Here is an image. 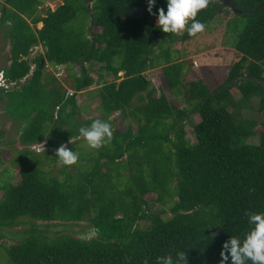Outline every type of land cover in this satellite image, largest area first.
I'll return each mask as SVG.
<instances>
[{
  "label": "trees",
  "instance_id": "16d2710c",
  "mask_svg": "<svg viewBox=\"0 0 264 264\" xmlns=\"http://www.w3.org/2000/svg\"><path fill=\"white\" fill-rule=\"evenodd\" d=\"M221 1L198 13L204 31L223 13ZM233 1L248 10L264 2ZM44 2L0 0V29L10 42L0 111L18 134L6 140L0 128V232L31 225L12 232L6 264H156L180 251L188 264H219L224 242L243 240L253 227L249 214L264 212V122L245 115L264 112V6L237 15L244 24L229 42L236 56L212 88L203 78L186 80L191 64L176 48L200 33L157 26L167 0H156L155 15L148 0ZM59 65L63 78L48 70ZM157 68L160 95L148 77ZM83 92L99 99L98 116L82 118L95 112L90 100L78 101ZM115 113L129 124L116 126ZM95 119L113 128L111 144L99 150L79 134ZM254 135L259 142L248 143ZM45 141L43 151L34 149ZM61 144L79 152L77 164L59 162ZM9 150L10 166L2 160ZM39 221H88L95 235H50Z\"/></svg>",
  "mask_w": 264,
  "mask_h": 264
},
{
  "label": "rangeland",
  "instance_id": "374dc122",
  "mask_svg": "<svg viewBox=\"0 0 264 264\" xmlns=\"http://www.w3.org/2000/svg\"><path fill=\"white\" fill-rule=\"evenodd\" d=\"M55 0H45L43 8L46 6H54ZM223 13H220L215 17V19L211 22L209 29L200 33V35L196 36L192 40L185 43H178L176 48L180 49L184 54V57L189 59L191 64V69L189 74L186 76V80H197L199 78H203L212 88H215L218 84H221L225 81L228 70L231 62L236 56V50L233 45H230L229 42L233 39L243 24L244 19L240 16L233 14L230 9L224 8L222 9ZM229 10V11H228ZM42 26V24H40ZM98 30V28H96ZM234 31V33H233ZM233 34V36H232ZM236 38V37H235ZM42 48L36 47L32 55L36 52L41 51ZM10 42L5 37V32L3 29H0V67H4L10 63ZM75 70H79V67L76 66ZM3 73H0V75ZM62 74H64L62 72ZM148 77L152 80L153 85L158 88V95H160V89L165 88V81L160 68L155 70H151L148 73ZM65 76V75H64ZM93 76H97L93 74ZM93 86L92 88H95ZM168 96L173 100L170 92L167 90ZM237 94V93H236ZM238 96V94L236 95ZM90 94L87 92H83L78 96V101L83 105L86 101L90 100V104L88 106L95 111L96 106L99 104V99H89ZM175 100V99H174ZM87 101V102H88ZM177 103L180 104L179 101ZM86 113V112H84ZM0 111V128H6L7 134L5 135L6 140H16L18 139V134L16 125L9 121L5 116L1 115ZM92 115L98 116L99 113L97 111L93 112ZM245 115L248 117H255L257 121L264 122V112L259 111H245ZM90 114L87 116L82 115V118H89ZM198 117V116H197ZM199 119V118H197ZM111 120H114L115 125L124 128L127 124H129L130 120L124 119L123 115L120 113H115ZM4 124V126H3ZM257 130H262V127L259 126ZM189 139L191 142L195 141V137L192 134V131H189ZM248 143H258L259 137L254 135L247 139ZM0 147H6L4 145H0ZM15 148L22 147L20 143H15ZM39 151H43V148ZM13 156V151L9 150L2 154V160H5L6 164L10 166V159ZM3 169V166L0 164V170ZM14 174H17L18 168H13ZM17 177H15V180ZM42 226V228H47L50 235H54L57 233H70L82 238H91L95 235V231L90 225L88 221L80 222V223H65V222H50L42 223L38 222ZM146 225V223H144ZM31 225H20L11 228H5L0 232V264H6V250L5 245L12 244L17 240L14 238L12 232L15 230H22L24 228H29ZM214 234L219 232V229H214Z\"/></svg>",
  "mask_w": 264,
  "mask_h": 264
},
{
  "label": "clouds",
  "instance_id": "9594fccd",
  "mask_svg": "<svg viewBox=\"0 0 264 264\" xmlns=\"http://www.w3.org/2000/svg\"><path fill=\"white\" fill-rule=\"evenodd\" d=\"M211 0H167V12L163 7L159 8L157 26L165 33L182 34L187 32L189 36H196L205 30L206 25L197 20L198 13L207 8ZM156 0H148V12L155 15L153 8ZM79 134L92 149H101L111 144L113 128L110 122L95 119L90 126H82ZM59 162L65 166H72L79 162L80 154L70 149L67 144H61L56 150ZM249 223L253 225L251 230L241 240L232 236L225 241L220 253L219 264H264V212L249 214ZM144 264H148L147 258ZM156 264H188V255L185 251L158 256Z\"/></svg>",
  "mask_w": 264,
  "mask_h": 264
},
{
  "label": "built area",
  "instance_id": "2783aa9c",
  "mask_svg": "<svg viewBox=\"0 0 264 264\" xmlns=\"http://www.w3.org/2000/svg\"><path fill=\"white\" fill-rule=\"evenodd\" d=\"M48 70L53 71L60 78H63L64 75L66 76V74H67V71H66L65 67L64 66H61V65H59L58 67L49 66L48 67ZM62 72L64 74H62ZM3 80H4V76H3V74H1L0 75V85L5 84ZM68 93H69V95H74L75 94V91H73V90L70 89ZM46 145H47V141L35 145L34 146V149H36L37 151H39L42 148L44 149L46 147Z\"/></svg>",
  "mask_w": 264,
  "mask_h": 264
},
{
  "label": "water",
  "instance_id": "95a60500",
  "mask_svg": "<svg viewBox=\"0 0 264 264\" xmlns=\"http://www.w3.org/2000/svg\"><path fill=\"white\" fill-rule=\"evenodd\" d=\"M262 6H264V2L261 3L255 10H248V9L239 8L233 0H222L220 8L221 9L228 8L231 10L233 14L242 15L248 12H255Z\"/></svg>",
  "mask_w": 264,
  "mask_h": 264
},
{
  "label": "crops",
  "instance_id": "0c3cea01",
  "mask_svg": "<svg viewBox=\"0 0 264 264\" xmlns=\"http://www.w3.org/2000/svg\"><path fill=\"white\" fill-rule=\"evenodd\" d=\"M121 74H122V73H121ZM83 115L87 116L88 114H87V113H83ZM93 116H94V115L90 114L89 117H93ZM53 150H54V148H53Z\"/></svg>",
  "mask_w": 264,
  "mask_h": 264
}]
</instances>
